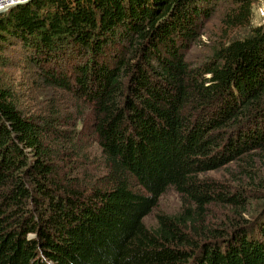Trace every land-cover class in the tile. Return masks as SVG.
<instances>
[{"label":"trees","instance_id":"obj_1","mask_svg":"<svg viewBox=\"0 0 264 264\" xmlns=\"http://www.w3.org/2000/svg\"><path fill=\"white\" fill-rule=\"evenodd\" d=\"M256 1L27 0L0 12V53L20 46L46 95L27 111L0 78V264H264ZM215 18L216 44L191 61ZM223 166L231 178L205 174ZM170 187L180 209L147 225Z\"/></svg>","mask_w":264,"mask_h":264},{"label":"rangeland","instance_id":"obj_2","mask_svg":"<svg viewBox=\"0 0 264 264\" xmlns=\"http://www.w3.org/2000/svg\"><path fill=\"white\" fill-rule=\"evenodd\" d=\"M260 4V0H257L253 5V24H259L260 21L264 22V5L263 3ZM218 24V18L212 19L207 23V31L202 35V43L200 45H193L189 51L188 55L191 61L198 62L204 59L216 44V34L217 31L219 32ZM35 74L34 68L26 60L25 51L20 46L13 45L0 53V78L16 90L18 103L25 110L32 112L40 110L46 100V95L41 93L40 89L33 87L32 83L35 80ZM234 172H236L235 169L227 171L226 167L223 166L218 169L209 170L205 174L227 180L233 176ZM181 204L179 193L170 187L160 196L158 205L145 216L144 221L147 225L153 226L157 223V215L159 213H174L180 209ZM218 219L224 220V217L220 216Z\"/></svg>","mask_w":264,"mask_h":264},{"label":"built area","instance_id":"obj_3","mask_svg":"<svg viewBox=\"0 0 264 264\" xmlns=\"http://www.w3.org/2000/svg\"><path fill=\"white\" fill-rule=\"evenodd\" d=\"M24 1H27V0H11V1L0 0V9L6 8V7L11 6L15 3L24 2Z\"/></svg>","mask_w":264,"mask_h":264},{"label":"crops","instance_id":"obj_4","mask_svg":"<svg viewBox=\"0 0 264 264\" xmlns=\"http://www.w3.org/2000/svg\"><path fill=\"white\" fill-rule=\"evenodd\" d=\"M260 2H261V4L263 3V5H264V0H260ZM261 4H260V5H261ZM260 7H261V6H260ZM260 22H262V21H260ZM260 22H259V23H260Z\"/></svg>","mask_w":264,"mask_h":264},{"label":"water","instance_id":"obj_5","mask_svg":"<svg viewBox=\"0 0 264 264\" xmlns=\"http://www.w3.org/2000/svg\"><path fill=\"white\" fill-rule=\"evenodd\" d=\"M8 7H9V6H8ZM8 7H6V8H3V9H0V12H1V11H3V10H6Z\"/></svg>","mask_w":264,"mask_h":264},{"label":"bare ground","instance_id":"obj_6","mask_svg":"<svg viewBox=\"0 0 264 264\" xmlns=\"http://www.w3.org/2000/svg\"><path fill=\"white\" fill-rule=\"evenodd\" d=\"M8 1H11V0H8ZM3 2V1H2Z\"/></svg>","mask_w":264,"mask_h":264}]
</instances>
